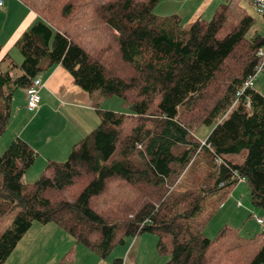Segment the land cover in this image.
<instances>
[{"label":"trees","instance_id":"obj_1","mask_svg":"<svg viewBox=\"0 0 264 264\" xmlns=\"http://www.w3.org/2000/svg\"><path fill=\"white\" fill-rule=\"evenodd\" d=\"M18 1L38 17L15 43L19 66L0 43V136L13 94L57 65L131 113L98 109V125L32 185L23 180L37 152L10 143L0 155V220L15 216L0 235V264L33 222L58 225L101 259L147 232L166 264H264V229L243 238L223 228L208 239L201 211L241 180L264 211V96L254 88L236 96L264 44L257 31L247 38L252 3L224 0L209 21L183 28L178 16L153 14L160 0ZM200 126H214L204 145ZM243 151L241 164L229 159Z\"/></svg>","mask_w":264,"mask_h":264},{"label":"rangeland","instance_id":"obj_2","mask_svg":"<svg viewBox=\"0 0 264 264\" xmlns=\"http://www.w3.org/2000/svg\"><path fill=\"white\" fill-rule=\"evenodd\" d=\"M223 1L224 0H202V9H204L210 2H213L212 7L207 12H205V14H203V19L209 21L212 18L216 7ZM162 2H164V0H161L159 4L154 8L153 14L161 17L174 16L171 14L169 15V13L166 14L168 16L159 14V7L161 6ZM245 7L249 15H251L254 19V25L247 33V38L253 37L256 31H258L261 37L264 38V20L256 14L250 4L245 3ZM3 10L4 7L0 8V12H3ZM174 11L177 12L172 14H176L178 16L183 15L184 17H186L189 12L187 9L181 11L178 6H175ZM1 27L2 22L0 20V28ZM7 32L8 29H5V31L3 30L2 35L6 36ZM15 43L10 46V43H5L4 41L2 44H4L3 46L5 49L9 50L8 52L10 61L14 64H20L19 60L21 59L22 62V56L19 52L18 47L15 46ZM16 75L17 74H15V76ZM254 89L259 94L264 96V70L262 73H260L254 85ZM19 91L22 90L18 89L12 97H14V95ZM90 95L94 96L92 100L95 105V112L99 109L102 111H112L122 114L131 113L129 105L125 104L118 97H103L98 91ZM17 96L18 95H15V97ZM19 98L22 99L23 95L21 94V97ZM14 100L18 103L15 98ZM213 128L214 126L198 127L195 131V138L199 142H205ZM19 129V125L8 123L4 133L0 136V155L7 149V147L14 139L19 138V136H17ZM91 131L87 132L86 135H88ZM33 150L35 151V149ZM245 154L246 152L243 151L238 155L230 156L229 159L236 164H241L244 160ZM68 155L65 156L63 160L57 162L65 161ZM37 156V161L34 165H32V167H30L31 169H29L24 176L23 181L26 185H32L40 177L42 171L44 170L45 166H42L40 170L37 169L35 171V168H37L38 166L37 162L39 160L44 162L42 153L38 152ZM46 162L47 161H45V164ZM227 193H230L229 197H226ZM238 203L240 205H238ZM201 211H203L202 218L204 219L203 235L208 239H213L217 235L218 231L223 228L239 229V236L243 238L252 237L260 233L264 229V224H258L256 221V219H261L264 221V211L261 209H257L252 205L250 199V190L244 180H241L235 186H232L227 190H219L208 196L204 202L203 210ZM14 216L15 213H9L1 218L0 235L10 226ZM39 223L40 222H36L35 224ZM42 226H44V228L46 229L40 233H33L34 231H30V233H27L25 236L23 235V239L21 238V242L19 241L20 243L18 242L19 244L17 248L15 247L16 250H13L14 252L10 254L11 256H9L3 264H79L77 262V258L79 259L82 257V248H84L95 258H97L95 264H113L115 260H119L120 264H129L131 258L132 264H166L168 260V256H166L167 254H161L158 252L157 237L147 232L140 234L137 237V240L142 236L150 235L152 239H155V243L154 245H152V247L148 248L146 245H143L140 249V252L136 254L134 247L135 244L133 246L131 244L128 245L127 240L124 245L115 246L105 259H101L97 255L89 251L87 248H85L83 245L76 243L75 240L58 225L54 223H45L42 224ZM67 255H69L70 257L62 261ZM84 264H90V262H84Z\"/></svg>","mask_w":264,"mask_h":264},{"label":"crops","instance_id":"obj_3","mask_svg":"<svg viewBox=\"0 0 264 264\" xmlns=\"http://www.w3.org/2000/svg\"><path fill=\"white\" fill-rule=\"evenodd\" d=\"M201 1L202 0H164L159 7V14L168 16L166 14L169 13V15L178 16L172 14L177 12L174 11L175 6H178L181 11L187 9L189 12L186 17L183 15L178 17L180 19V25L183 28H188L196 19H203V14L213 5V2H210L202 9L203 2L201 3ZM251 6L253 7V5ZM3 7V12H0V20L2 22V27L0 28V43L5 53L9 50L5 49L2 43L5 41V43H10V46H12L20 36H22L24 31L36 21L38 16L18 0H4ZM5 29H8L6 36L2 35ZM19 62L21 64V59ZM17 64L18 63L15 65ZM2 68L6 69V64L2 65ZM19 73L20 72L17 70L16 76H18ZM37 78L42 83L38 89L40 103L37 109L29 111L26 107L25 90L19 91L15 94L18 96L15 97L14 95L11 99V115L9 119V124L14 123L20 126L17 136L29 144L32 149L42 153L44 162L39 160L35 171L37 169L40 170L42 166L44 167L46 165L45 161L63 160L71 151L73 145L85 137L86 133L91 131L99 123L97 113L95 112V105L92 100L94 96L79 88L74 83L71 75L60 65L54 66L48 71L41 72ZM21 94L23 95L22 99L19 98ZM14 98L18 103L15 102ZM36 161L37 158L33 165ZM229 196L230 193H227L226 197ZM35 223L32 224L31 228L24 236L30 233V231H34L33 233H40L46 229L41 223ZM137 237L128 240V245L131 244L133 246L135 244L136 254L140 252L143 245L150 248L155 243V239H152L150 235L142 236L138 238V240ZM22 239H20V242ZM81 256V258H77L79 264H84V262L95 264L97 261V258L84 248L81 250ZM130 260L129 264H132V258Z\"/></svg>","mask_w":264,"mask_h":264},{"label":"built area","instance_id":"obj_4","mask_svg":"<svg viewBox=\"0 0 264 264\" xmlns=\"http://www.w3.org/2000/svg\"><path fill=\"white\" fill-rule=\"evenodd\" d=\"M257 15H259L264 20V0H249ZM4 0H0V8L3 7ZM256 56L259 59L258 65L254 68L253 72L247 76L242 89L236 94L237 97H239L245 90H249L254 88V85L260 75V73L264 70V44L258 48L256 51ZM41 81L36 78L33 81V87L28 88L25 90V96H26V107L29 111H34L37 109L39 103H40V96L38 89L41 86ZM250 102L249 99L246 101V105L249 106ZM205 142H202V145H204ZM238 205H240L238 203ZM258 224H264V221L261 219H256ZM124 264V263H123Z\"/></svg>","mask_w":264,"mask_h":264}]
</instances>
